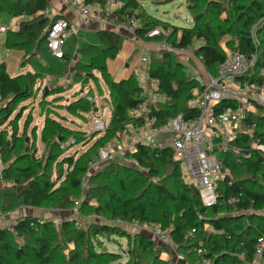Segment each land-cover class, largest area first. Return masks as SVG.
<instances>
[{
	"label": "trees",
	"instance_id": "1",
	"mask_svg": "<svg viewBox=\"0 0 264 264\" xmlns=\"http://www.w3.org/2000/svg\"><path fill=\"white\" fill-rule=\"evenodd\" d=\"M94 1L103 5L107 0L88 2ZM121 1L122 5L110 15L116 20H139L134 34L140 39H146V32L155 27L170 30L168 35H160L155 40H165L175 50L185 49L194 40L203 39L202 44L194 47L193 54L207 73L215 74L218 65L230 54L219 45V39L225 35L233 38L232 45H228L231 53L237 51L248 57L255 55V72L264 66V27L255 31L252 29L259 18H264V6L258 0H227L233 14L232 21L220 18L224 8L219 1L186 0L187 10L193 18V25L188 27L165 24L146 15L144 19L138 0ZM47 7L46 0H0V14L23 16L16 29L9 28L3 37L6 49L23 52L20 66L36 55L44 44L48 26L56 18L45 14ZM172 35H178V38L171 39ZM99 37V46L81 43L78 52L87 55L89 61L82 63L77 60L73 68L96 70L107 83L113 102L105 131L97 137L93 134L83 136L80 140L85 145L93 141L90 149L77 160L64 155L61 163L69 171L63 174L61 168L57 181L52 182L45 167L33 155L25 152L16 131H13L10 143L0 130L1 172L3 178L11 182L9 187L0 191V212L11 211L21 205L70 209L80 195L82 177L96 156L97 149L126 126L143 124L142 118L128 114L142 102V87L135 76L131 74L113 80L107 72L106 61L115 58L118 53L120 37L109 30L100 31ZM155 51L158 57L150 59L147 76L150 80H156L155 94L164 98L150 107L149 113L155 117V125L164 124L177 115L183 119L197 116V110L188 106V100L193 88H202L201 83L177 74L180 66L171 61L173 50ZM64 56L70 61V56ZM39 76L42 75L29 72L10 75L5 63L0 62V100L6 101L0 107V125L9 116L14 100L30 96L35 79ZM89 96L91 101H87L84 95L83 101L94 105L92 96ZM221 105L227 103L221 101ZM83 106L78 105L77 108L83 109ZM246 121L256 124L251 137L239 134L233 142L235 151L218 154L223 178L216 184L218 203L210 210L202 207L197 188L184 181L180 167L171 159L170 147L155 151L138 146L134 154L136 167L108 162L90 175L86 200L81 201L80 211L88 199H93L97 201V205L92 207L96 215L103 214L119 222H152L161 230L169 228L168 235L176 245V252L184 257L176 264H200L205 260L209 264H248L256 239L264 235V212H260L264 210V153L250 148L252 141L264 146V108L257 109L256 114H249ZM67 133L69 131L63 125L47 120L40 132V140L52 150L56 147L54 139ZM245 151L249 152L247 157L243 154ZM56 158L57 155H50L47 161L54 162ZM8 160L13 163L8 164ZM163 173L165 176L160 183L150 181ZM32 218L24 216L16 219L14 232L0 227V264H112L120 258L119 253L93 248L94 238L104 233L118 232V225L99 223L81 228L70 220L59 224L46 222L33 231L29 227ZM206 225L214 232L205 233ZM190 229H195L194 236L184 238ZM15 235L22 240L17 246ZM124 235L130 238L129 234ZM133 237L136 240L133 247L135 257L125 264H168L159 259L162 250L155 249L153 240L137 233ZM56 238L62 240L61 244L53 243ZM199 242L204 249L201 253L196 251ZM69 243L71 248L63 246ZM57 245L62 253L68 252L66 256L61 255L65 258L62 262L54 259ZM240 253H243V258L239 257Z\"/></svg>",
	"mask_w": 264,
	"mask_h": 264
},
{
	"label": "built area",
	"instance_id": "2",
	"mask_svg": "<svg viewBox=\"0 0 264 264\" xmlns=\"http://www.w3.org/2000/svg\"><path fill=\"white\" fill-rule=\"evenodd\" d=\"M64 1L73 8L74 21L56 17L47 28L44 41L47 50L57 59L63 58L65 40L76 34L77 26L95 22L131 33H134V28L137 26L133 19L116 20L111 17V12L122 5L121 0H107L103 5L97 1L89 3V0ZM9 28L7 25L0 24V34H5ZM169 33V29L162 30L155 27L146 32V39L139 38L140 42L136 47V50L140 51L139 61L145 65L148 62L146 49L175 50L167 41L155 40L160 35L166 36ZM202 43L203 39H196L193 42L195 46ZM255 61V55L248 57L235 51L228 54L218 65L215 74L205 72V83L201 84L202 88H193L191 98L188 100V106L198 112L193 118L183 119L177 115L164 124L155 125V117L149 113L150 103L154 106L155 101L149 104L139 103L128 114L142 118L143 124L126 126L123 131L97 150L88 168L97 169L108 162H119L136 167L134 154L138 146L149 147L155 151L168 146L171 149V159L180 167L184 181L197 188L202 207L206 211L210 210L218 203L216 184L223 178L218 154L235 151L233 142L239 134L251 137L256 124L248 123L246 118L249 114H256L257 109L264 108V66L259 67L255 72ZM151 81L156 86V80ZM163 100L164 98L160 96L156 102ZM221 101L227 105L222 106ZM92 130L103 133L104 122L94 119ZM166 133L169 139L167 141L160 139V135ZM250 148L259 149L264 153V146L255 141L250 143ZM243 154L247 157L249 152L245 151ZM78 215L77 207H73L63 214L33 217L29 221V227L37 231L46 222L59 224L70 220L79 227ZM7 216L8 214L0 215V227H7L10 232H14L16 220L3 224V217L7 218ZM93 217L97 215L93 214ZM142 223L144 226H149L157 242L176 251V245L168 235L169 228L161 230L155 223ZM194 233L195 229H190L185 233L184 238L191 239ZM198 244L196 251L201 253L204 249L201 247V242ZM262 253H264V235L256 239L248 264H258ZM239 257L243 258V253H240ZM201 264H209V261L205 260Z\"/></svg>",
	"mask_w": 264,
	"mask_h": 264
},
{
	"label": "rangeland",
	"instance_id": "3",
	"mask_svg": "<svg viewBox=\"0 0 264 264\" xmlns=\"http://www.w3.org/2000/svg\"><path fill=\"white\" fill-rule=\"evenodd\" d=\"M216 1H219L224 8L220 18H228L230 21H232L233 14L228 1ZM138 2L141 6L142 10L140 12L143 14L144 19L146 15L169 25L172 24L180 27H188L193 25V18L187 10L186 0H138ZM258 2L264 6V0H258ZM22 18L12 17L10 14L2 13L0 14V23L6 24L10 27V25L12 26V23L9 25L10 20L11 22L16 20V23H18ZM133 22L136 25L139 24V20L133 19ZM262 27H264V18H259L258 21L252 26V29L255 31ZM2 37L3 36L0 35V41ZM97 37H99V35H97ZM177 38L178 35L171 36V39L176 40ZM98 40L100 41V37ZM76 42L77 39L74 37L66 39L63 52L68 56L77 54L81 59L79 60L80 62L88 63L89 57L78 52V48L81 45L80 43L77 45L78 47L76 50H74L76 47ZM227 42H229V44H226ZM232 42L233 38H231L230 35H225L219 39V45L226 51V53H231V49L228 47V45H232ZM194 47L195 45L192 44L187 49L173 50L171 61L179 64L180 69L177 71L179 76L187 77L188 79H194L195 81H199L201 84H204L205 71L201 61L193 54ZM5 49L6 48H2L0 46L1 56L5 55ZM40 49L47 51V48L44 44L39 48V50ZM145 54L148 61L146 63L147 66L150 59L158 57L155 50L146 49ZM139 56L140 51L135 50L129 62L131 61L132 65H135L134 68H136L137 71L134 72L132 66V70L128 75L132 74L133 77L135 76L137 83L141 85L142 102L149 104L150 102L155 101L154 103H156V100H159L160 96L155 94V85H153L152 81L148 78L147 73L145 72V64L139 61ZM0 61L2 62L3 60L0 58ZM9 68L11 69V67ZM107 72L109 77L112 78V74L108 69ZM81 90L82 92H80ZM84 94L92 96L94 105L83 101ZM112 102L113 97L108 85L102 79L98 71L79 68L75 69L72 67L68 76L63 81L57 82L53 80H47L42 76H39L37 79H35L30 96L13 101L10 109L11 112L7 119L1 123L0 130L5 133V138L7 141H10V143L12 141L13 131L15 130L16 137L22 142V146L25 147V152L28 155H33V157H35L37 161L42 164V167H45V171L50 174L51 181L55 182L57 181V173L61 168L63 174L69 171L65 168V164L61 163V158L64 155H69L73 159L77 160L81 158L83 154L88 151V149H90L93 141L85 145V142L80 139L83 136L89 134H93L96 137L100 134L98 132H93V121L94 119H100L104 122V124H107L111 116ZM5 103L6 101L0 100V107L5 105ZM78 105H84V108H77ZM150 105H153V103H150ZM92 106L96 107L97 111H93ZM47 120H51L54 123H59L60 125L66 127L69 131V133L65 134V136H62L63 138L58 137L54 139L56 147L52 150L49 146L46 147L45 144L40 140V132L44 128ZM160 136V139L165 141L169 139V135L167 133L161 134ZM95 154H97V151ZM50 155H57V158L54 162L47 161ZM26 162L27 160L21 162L20 165ZM7 163L12 164L13 162L8 160ZM88 167L86 174L82 177L80 195L75 198L73 206L71 207H77L79 211V215L77 217L80 225L79 227L86 228L88 225L99 223H107L110 225L119 226V231L116 233H104L94 238L93 248L97 250H110L119 253L120 258L112 263L125 264L130 259L135 257L133 254V247L136 243V240L134 239L133 234L137 233L146 236L150 240H153L156 245V250H163V247L165 248V246L157 242L155 236L151 230H149V226H144V224L140 221L118 222L116 220L106 218L103 214L97 215V217L94 218L92 207L97 205V201L93 199H88L87 204H85L80 211L81 201L83 203V201L86 200V193L89 189L88 179L91 174L97 172L100 169L90 170ZM164 176L165 174L163 173L158 178H152L150 181L152 183H160ZM3 177L4 174L0 172V191L11 185L10 180ZM25 208L26 207L21 205L14 210H22ZM49 209L51 208H45V210ZM11 211H7L5 213L9 214ZM5 213L0 212V215H5ZM3 220V224L5 225L8 223L9 219L3 217ZM204 228L205 233L214 232V230L209 225H206ZM126 233L130 235V238L125 237L124 234ZM14 237L16 246L22 243V240L18 236L15 235ZM57 242L61 244L62 240L56 238V240L53 241L55 244ZM63 246L68 248L72 247L71 243H69L67 246L64 244ZM60 249V246L57 245L54 253V259H56L58 262L65 260V258L61 255L64 254L66 256L68 254V252L62 253ZM129 249H131V252H128ZM168 250H170L171 253L169 254V257L164 260L167 261L168 264H176L177 261H180L184 258H182L175 251V249ZM159 259H161L160 255Z\"/></svg>",
	"mask_w": 264,
	"mask_h": 264
},
{
	"label": "crops",
	"instance_id": "4",
	"mask_svg": "<svg viewBox=\"0 0 264 264\" xmlns=\"http://www.w3.org/2000/svg\"><path fill=\"white\" fill-rule=\"evenodd\" d=\"M46 1L48 4V7L46 9V15L48 17L50 18L63 17L68 20L74 21L73 20L74 10L64 0H46ZM19 17L22 18L23 16H19ZM10 23H12V26L10 25ZM9 25H10V29H16L17 27L16 20L12 22L10 20ZM76 30L77 31L75 35H72L69 38H67L70 39L74 37L77 39L76 47L74 48V50H76V48L78 47L77 45L79 43L81 44L82 42L92 43L99 46L101 44V41L98 40L99 37H97V35H99L100 31L103 30L113 31L120 37L118 41V53L116 54L115 58L106 61L107 69L112 74L113 80H119L127 77L129 72L132 70V66H133V71L134 72L137 71V69L134 68L135 65H132L131 61L129 62V60L133 56V52L136 50V47L139 45L140 42V39L134 33L121 29H113L107 25H100L95 22L89 23L87 25L77 26ZM0 35L4 37V34H0ZM3 37L0 41V46L2 48L3 47L5 48L3 43ZM22 56H23V52L19 50L5 49V55L1 56L0 54V58L3 60L2 62L5 63L7 72L10 75H14L17 73H25V72L38 73L47 80H53L57 82L66 79V77L69 74V71L73 67L74 62L77 60H81L77 54L70 56V61L65 56L61 59H57L48 50L45 51L44 49H40L36 53V55L33 58H31L25 65L20 66V60ZM9 67H11V69ZM145 72L147 73V65H145ZM24 207L26 208L22 210L19 209L12 210L11 213L10 212L9 214L7 213L8 214L7 219H9L8 223L24 216H32V217L54 216V215L66 213L67 211L61 209L45 210V208H35L29 206H24ZM168 249L170 248L163 247V250L160 253L162 260H166L167 257H169V254L171 252ZM258 264H264V253H262V256L260 257Z\"/></svg>",
	"mask_w": 264,
	"mask_h": 264
},
{
	"label": "water",
	"instance_id": "5",
	"mask_svg": "<svg viewBox=\"0 0 264 264\" xmlns=\"http://www.w3.org/2000/svg\"><path fill=\"white\" fill-rule=\"evenodd\" d=\"M80 92H82V90H81ZM84 97H85V99H86L87 101H91V97H90L88 94H84ZM93 111H97V108L94 107V108H93Z\"/></svg>",
	"mask_w": 264,
	"mask_h": 264
}]
</instances>
